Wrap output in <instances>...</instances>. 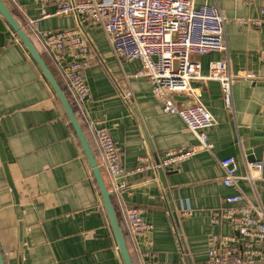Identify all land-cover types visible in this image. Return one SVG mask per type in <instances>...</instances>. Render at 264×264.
<instances>
[{"label": "crops", "instance_id": "0c3cea01", "mask_svg": "<svg viewBox=\"0 0 264 264\" xmlns=\"http://www.w3.org/2000/svg\"><path fill=\"white\" fill-rule=\"evenodd\" d=\"M37 49L68 99L104 182L125 235L133 264H142L144 240L161 262L200 264L207 258L213 235H233L226 223L212 224L211 215L223 200L238 192L264 209V27L257 20L264 0H195L219 10L225 20V49L193 56L198 74L206 77L212 64L227 66L232 78L231 107L227 108L216 80H193L191 88L216 124L205 130L211 151L197 149L198 141L184 122L161 112L149 81L136 77V60L117 58L100 25L72 15L55 16L49 0H2ZM81 1V0H75ZM47 15V16H44ZM29 20L38 21L36 26ZM80 27L94 57L84 70L90 97L74 100L60 64L45 50L37 32ZM175 95L179 107L195 98ZM105 128L116 143L122 166L131 172L120 192L113 189L94 136ZM0 231L24 229L22 244L5 264H123L103 210L91 168L53 90L9 31L0 50ZM261 147L263 169L252 183L241 179L238 189L222 184L219 161L233 157L237 174H246L247 150ZM176 167L152 175L151 163L167 152L194 149ZM141 158L148 163L137 170ZM126 209L138 210L151 229L138 239L128 232ZM190 216H183L185 210ZM14 242H17L14 240ZM17 248V249H16ZM258 264H264L259 262Z\"/></svg>", "mask_w": 264, "mask_h": 264}, {"label": "built area", "instance_id": "2783aa9c", "mask_svg": "<svg viewBox=\"0 0 264 264\" xmlns=\"http://www.w3.org/2000/svg\"><path fill=\"white\" fill-rule=\"evenodd\" d=\"M56 4L55 16L72 15L102 27L117 58L136 60L140 67L136 77L149 81L152 97L159 100L161 112L178 116L198 141L197 149L211 151L205 130L215 126L212 114L193 94V80H216L221 84L223 100L231 107L232 78L221 62L211 65L209 74L200 77V64L193 56H202L225 49V20L219 10L204 5L194 7L195 0H49ZM47 16V15H44ZM256 28L264 27V9L257 20L241 21ZM36 26L38 21L29 20ZM45 50L61 65L68 89L77 102L90 97L84 80V70L94 54L80 27L58 31L37 32ZM194 96L195 103L179 107L175 95ZM97 141L104 167L113 180V189L120 192L126 187L125 179L131 172L122 166L116 143L105 128H96ZM195 153L194 149L167 152L151 163L152 170L171 169ZM141 158L137 170L148 163ZM223 172L222 184L238 189V182H253L259 178L261 162L246 165V174H237L233 157L219 161ZM224 206L214 211L210 222L228 224L233 235H213L207 258L200 264H258L264 262V209L253 204L242 192L223 200ZM191 210L183 211L190 216ZM125 218L129 235L143 237L150 229L138 210L126 209ZM152 242L144 240L139 251L142 264H174L161 262L151 249Z\"/></svg>", "mask_w": 264, "mask_h": 264}, {"label": "water", "instance_id": "95a60500", "mask_svg": "<svg viewBox=\"0 0 264 264\" xmlns=\"http://www.w3.org/2000/svg\"><path fill=\"white\" fill-rule=\"evenodd\" d=\"M9 31L13 32V34L17 37V39L27 50L28 54L34 60L35 64L41 71L42 75L44 76L49 86L53 90L54 94L56 95L58 101L60 102L64 110V113L69 121V124L73 129V132L76 136L79 146L87 159V163L89 167L91 168L94 181L96 183L97 189L100 194L103 210L107 217V221L111 229L116 244V248L118 250L122 263L133 264L131 254L127 247L125 235L118 223L117 216L111 201L113 192L111 190H108L104 182L99 166L94 158V155L91 151V148L89 147L87 140L85 139L83 131L77 121L75 113L68 99L66 98L65 94L57 84L56 80L49 71L47 65L43 61L37 49L33 46L32 42L29 40L24 30L18 25V23L13 18V16L9 12L4 2L0 0V50L4 47L6 43V35L8 34ZM261 150H262L261 147L247 150L245 152L246 160H247L246 162L247 163L260 162ZM0 159L3 162V166L6 170V165H5L6 158L1 141H0ZM151 172L153 176H157L160 180L163 179V171L161 169H158L156 171L152 170ZM23 234H24V229L20 224L15 229L0 231V264H5V255L6 258L14 257L15 247L18 248V244L19 246H21ZM14 240H16L17 242H14ZM18 262L20 264V255H18Z\"/></svg>", "mask_w": 264, "mask_h": 264}]
</instances>
